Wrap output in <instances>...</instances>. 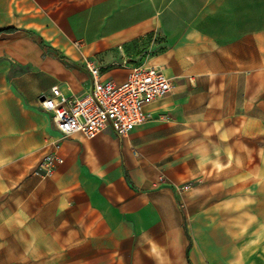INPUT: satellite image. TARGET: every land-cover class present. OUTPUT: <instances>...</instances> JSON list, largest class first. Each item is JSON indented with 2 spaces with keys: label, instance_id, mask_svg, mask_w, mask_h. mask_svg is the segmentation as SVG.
Returning a JSON list of instances; mask_svg holds the SVG:
<instances>
[{
  "label": "crops",
  "instance_id": "crops-1",
  "mask_svg": "<svg viewBox=\"0 0 264 264\" xmlns=\"http://www.w3.org/2000/svg\"><path fill=\"white\" fill-rule=\"evenodd\" d=\"M0 13L8 18L0 30H17L0 38V72L12 76L0 83V172H15L25 225L49 237L33 250L58 252L55 264H195L180 197L162 181L175 179L181 148L171 141L183 132L158 115L226 121L240 86L264 69V0H13ZM147 36L161 53L145 64L172 79L171 94L127 138L110 129L62 138L41 98L54 87L87 92L88 58L104 79L124 81L135 65L114 63L113 50L138 59ZM56 142L62 165L50 178L33 176Z\"/></svg>",
  "mask_w": 264,
  "mask_h": 264
},
{
  "label": "rangeland",
  "instance_id": "rangeland-1",
  "mask_svg": "<svg viewBox=\"0 0 264 264\" xmlns=\"http://www.w3.org/2000/svg\"><path fill=\"white\" fill-rule=\"evenodd\" d=\"M12 2L0 0V11L11 9ZM7 21L0 13V25ZM152 38H144L138 59L123 46L113 50V62L148 63L161 53L160 47L151 49ZM10 77L0 72V83ZM188 84L193 89L196 82L189 78ZM240 88L231 111L221 116L226 121L181 123L178 114L172 120L158 115L172 122V131L183 132L171 141L181 148L170 165L175 179L162 181L180 197L195 264H203L208 248L211 264H264V69ZM14 173L0 172V264H49L48 255L55 264L58 252L33 250L49 237L25 225V201L16 194Z\"/></svg>",
  "mask_w": 264,
  "mask_h": 264
},
{
  "label": "built area",
  "instance_id": "built-area-1",
  "mask_svg": "<svg viewBox=\"0 0 264 264\" xmlns=\"http://www.w3.org/2000/svg\"><path fill=\"white\" fill-rule=\"evenodd\" d=\"M85 65L92 79L87 92L66 96L54 87L50 95L40 100L41 108L51 115L62 138L82 134L93 139L107 129L119 138H127L149 119L147 107L174 89L172 79L158 66L135 65L124 81L116 82L103 78L98 60L88 58ZM61 151L62 144L53 143L33 170V176L52 177L63 163Z\"/></svg>",
  "mask_w": 264,
  "mask_h": 264
},
{
  "label": "trees",
  "instance_id": "trees-1",
  "mask_svg": "<svg viewBox=\"0 0 264 264\" xmlns=\"http://www.w3.org/2000/svg\"><path fill=\"white\" fill-rule=\"evenodd\" d=\"M17 30L15 29H5V30H0V38L3 36V35H10V34H13L15 33Z\"/></svg>",
  "mask_w": 264,
  "mask_h": 264
}]
</instances>
